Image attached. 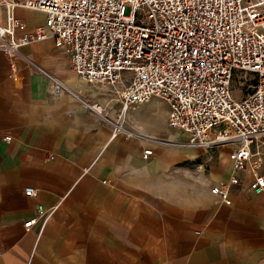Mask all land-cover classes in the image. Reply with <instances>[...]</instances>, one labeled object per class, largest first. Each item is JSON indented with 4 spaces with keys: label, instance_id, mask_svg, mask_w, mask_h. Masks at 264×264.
Segmentation results:
<instances>
[{
    "label": "crops",
    "instance_id": "obj_1",
    "mask_svg": "<svg viewBox=\"0 0 264 264\" xmlns=\"http://www.w3.org/2000/svg\"><path fill=\"white\" fill-rule=\"evenodd\" d=\"M12 11L27 29L45 22L41 10ZM94 102L118 120L114 92L83 80L51 36L0 49V264H264V193L248 189L250 173L229 202L210 191L229 176V143L179 144L168 106L149 100L115 131Z\"/></svg>",
    "mask_w": 264,
    "mask_h": 264
},
{
    "label": "built area",
    "instance_id": "obj_2",
    "mask_svg": "<svg viewBox=\"0 0 264 264\" xmlns=\"http://www.w3.org/2000/svg\"><path fill=\"white\" fill-rule=\"evenodd\" d=\"M0 49L51 36L72 68L89 83L110 87L121 103L116 121L100 104L88 106L124 129L119 118L152 97L168 104L167 125L185 136L179 144L213 148L224 143L230 172L210 187L229 202L241 173L248 189L264 193V0H22L5 1ZM14 4L45 13L32 29L13 15ZM16 30H20L16 34ZM55 81L56 89L61 83ZM244 94L237 98L233 82ZM5 139L10 136L6 135ZM151 148H144L147 158ZM25 195L35 188L26 186ZM37 214L43 213L41 205ZM34 219L24 221L28 227Z\"/></svg>",
    "mask_w": 264,
    "mask_h": 264
},
{
    "label": "rangeland",
    "instance_id": "obj_3",
    "mask_svg": "<svg viewBox=\"0 0 264 264\" xmlns=\"http://www.w3.org/2000/svg\"><path fill=\"white\" fill-rule=\"evenodd\" d=\"M233 93H234L235 97H237V98L241 97L244 94L243 89L237 85L236 81L233 82ZM158 99H161V98H158ZM147 106L149 108H151L152 110H154V112H159V110H161L162 107H167L168 105H167V102L165 100L161 99V101H158V100L156 101V100H154V97H153L151 100H149ZM169 131L171 134L175 133V136L177 139H180L184 136L182 133H180L176 129L169 128ZM176 131L180 134H178Z\"/></svg>",
    "mask_w": 264,
    "mask_h": 264
}]
</instances>
